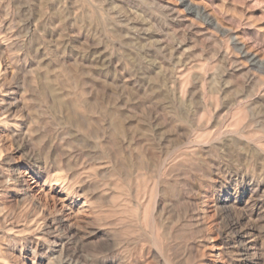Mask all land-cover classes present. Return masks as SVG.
<instances>
[{"label":"rangeland","instance_id":"obj_1","mask_svg":"<svg viewBox=\"0 0 264 264\" xmlns=\"http://www.w3.org/2000/svg\"><path fill=\"white\" fill-rule=\"evenodd\" d=\"M0 264H264V0H0Z\"/></svg>","mask_w":264,"mask_h":264},{"label":"bare ground","instance_id":"obj_2","mask_svg":"<svg viewBox=\"0 0 264 264\" xmlns=\"http://www.w3.org/2000/svg\"><path fill=\"white\" fill-rule=\"evenodd\" d=\"M181 2H184V0H181ZM186 3V2H185ZM188 6V5H187ZM189 7V9H190V7H191V9H194V10H196V8H193L192 6H188ZM187 7V8H188ZM198 10V9H197Z\"/></svg>","mask_w":264,"mask_h":264}]
</instances>
